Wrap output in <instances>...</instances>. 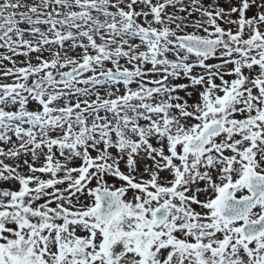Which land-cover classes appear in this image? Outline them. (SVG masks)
<instances>
[{"label":"snow or ice","instance_id":"obj_1","mask_svg":"<svg viewBox=\"0 0 264 264\" xmlns=\"http://www.w3.org/2000/svg\"><path fill=\"white\" fill-rule=\"evenodd\" d=\"M0 264H264V0H0Z\"/></svg>","mask_w":264,"mask_h":264}]
</instances>
